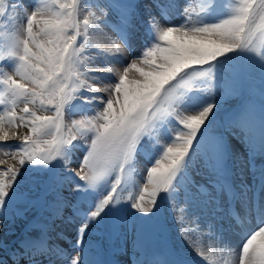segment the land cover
<instances>
[{
    "label": "snow or ice",
    "instance_id": "obj_1",
    "mask_svg": "<svg viewBox=\"0 0 264 264\" xmlns=\"http://www.w3.org/2000/svg\"><path fill=\"white\" fill-rule=\"evenodd\" d=\"M105 7L119 9L112 26L116 39L108 37L112 47L93 40L101 25L109 26ZM224 8L221 0H202L198 10H190L189 0L183 6L179 0H113L105 6L92 0H0V28L12 29L0 46V153L16 161L0 170V264H102L86 236L102 224L117 232L129 215L139 231L135 213L147 217L158 200L174 202L188 170L198 164L206 170V184L197 187L205 203L214 205L215 219L226 217L234 230L243 229L253 213L258 218L237 246L223 239V224L218 236L210 224L217 243L237 251L238 264H264V202L258 201L264 166L258 185L250 187L241 172V184L234 186L230 163L245 162V154L250 168L257 157L264 160V87L257 107L244 81L245 61L264 78V0H232L231 10ZM174 10L179 23L171 20ZM140 28V54L122 68L109 66L121 63L122 54L132 56ZM8 61L11 72L5 70ZM101 92L107 99L96 95ZM229 96L239 103L225 111L223 131L209 137L208 127ZM78 109L81 118L66 121ZM162 131L174 133L167 143L160 142ZM11 139L20 143L10 145ZM77 153L79 170L72 168ZM138 156L154 162L142 183L132 182V189L139 184L138 194L129 191L122 199L130 186L125 174ZM25 166L43 173L40 195L17 192ZM17 197L24 206L10 214ZM33 209L46 210L48 222L30 221L17 235L16 221ZM57 220L74 226L75 255L52 242ZM179 223L184 226L183 216ZM55 239H65L64 232L56 231ZM137 248L143 251L142 242ZM197 255L208 260L203 251ZM147 264L188 262L177 256Z\"/></svg>",
    "mask_w": 264,
    "mask_h": 264
},
{
    "label": "rangeland",
    "instance_id": "obj_2",
    "mask_svg": "<svg viewBox=\"0 0 264 264\" xmlns=\"http://www.w3.org/2000/svg\"><path fill=\"white\" fill-rule=\"evenodd\" d=\"M26 2L31 3V0H26ZM112 2L113 0H92V3H98L101 6H105ZM184 2L185 0H179L180 4H183ZM221 2L225 4L224 10H226L227 12L231 10L232 0H221ZM141 3H143V0H141ZM189 4H191L192 6L197 5V0H194L193 3H191V0H189ZM93 10L95 11L96 9L94 8ZM105 11L108 13L107 19L109 21V26L106 27L104 25H101L103 32L94 34L93 40L101 47H112L108 37L116 39V35L113 31L112 26L116 25L119 21V9H109L105 7ZM172 13V22L179 23L182 19L179 15V12L174 10ZM80 18H83V13L81 14ZM11 31L12 29L8 25L0 28V46H3L7 42L8 36ZM142 33L143 28H140L139 32L137 33L138 39L133 42L132 56L122 54L121 63L109 64V66L122 68L126 65V63L130 62L132 58L138 56L142 51V48L140 47L142 40L139 39ZM121 47L123 48V45H121ZM246 62L256 73L255 76L248 77L244 72V81L247 88L250 90V94L254 96L258 107L261 88L264 87V78L261 77L259 70L254 64L249 61ZM13 66L14 65H12V62L8 61L5 70L11 72ZM108 79H110L112 82H115L114 76L108 77ZM96 86L102 88L105 86V84L97 83ZM96 95L103 96L105 99H107L108 93L101 92L97 93ZM238 103L239 100L235 96H229L225 99L223 106L217 110V116L213 120V123L208 127L207 135L209 137H211L215 133L223 131L221 125L224 120L225 111L233 109L238 105ZM43 114L50 115L51 112ZM81 115L82 111L78 109L75 114L66 116V121H70L71 119L79 120L81 118ZM175 124L176 122L173 121L174 126ZM18 131L21 134H24L26 132V129L21 128ZM171 134L167 131H162L159 137L160 142L167 143L168 138ZM7 143L15 146L19 144L20 141L18 139H11ZM147 146L149 148V151L152 152L153 155H158V148H152L150 144ZM77 157L78 159H75L74 163L72 164V168L75 170H79V159H82V155L80 153H77ZM0 159L7 161L5 165H0V170L6 169L8 165L16 164V161L12 160L10 157L4 156L2 153H0ZM200 159L201 158L198 157V160ZM152 162L147 161L143 156L137 157L136 161H134L132 165L131 173L125 174L126 177H129L128 183L130 186L121 193L122 199L129 194V191H132L134 195L138 194L139 184H137L135 189L131 188V184L134 181H139L140 183L143 182V177L146 176V169L147 167L151 166ZM54 163L58 164V162ZM241 164L242 166H236L235 164L232 169V184L234 186L235 184H241L242 172L243 181L250 187H254V185L259 183V168L261 166H264V160L256 161L255 168L249 167V164H247V158H245V162ZM36 167L37 166H25L21 169L22 175L18 178L19 183L15 185L17 192H24L25 195L31 192L33 197L41 194V189L45 186V180L43 173L34 171ZM59 168L60 171H64L62 166H59ZM205 172L206 170L202 167L201 164H198L197 167L190 168L188 170V175L183 178L181 186L177 189L178 194L174 202L170 203L169 201L164 199L158 200L159 207L162 206V209L156 210V207L155 213L149 214L147 217H144L142 214L135 213V215L137 217H140V219L135 221L139 228V231L132 227L134 234L131 232L128 233V231H130L131 229L130 224L132 225L133 223L131 215H129L127 222L125 224H122L119 228V231L117 232L105 231L103 224L98 226L97 229L91 231L86 236V240L90 241L96 246L94 249L95 257L99 256L100 260L104 261V263L135 264L138 259H141L145 261V264H147V262L153 260H172L177 256L183 260H186L189 259L192 253L203 251L205 255L208 256V260H204L202 257V259L204 260L203 264H222V260L225 261L228 258L229 260H231V255H233L234 252L222 249V247L217 243L213 232L209 229V225H214V223L217 221L212 214L214 205L206 204V197L200 191H197L198 185L206 184V180L204 179ZM81 183L83 182L81 181ZM195 188H197V190ZM104 194H107V192L105 191ZM250 194L252 193L250 192L249 195ZM23 206L24 200L20 197H17V199L12 202L11 208L9 209L10 214L14 213L17 209L23 208ZM226 206L227 204H224L225 209H227ZM122 207L129 208L130 203L122 204ZM181 209H183L184 211L181 212ZM239 209L240 208H238V210ZM161 210H163V215H161ZM3 211L4 209H0V212ZM70 211V209L67 210L65 212V216L70 215ZM218 214L222 216L225 215V213L222 212ZM210 215L212 216L210 217ZM181 216L184 217V226L179 223ZM208 217L210 218V221ZM224 219H226V217ZM30 221L35 226H40L44 223H47L48 212L42 209H33L26 212L25 218L23 220H17L16 224L14 225L15 229L17 230V235H19V230L23 227V225L27 224ZM105 223H107V221H105ZM166 223L169 225V229L171 231L169 235L171 240H168L169 243L164 239L167 238L168 233L161 231L162 226L164 228V224ZM197 226L198 230H196ZM56 231H63L65 234V239L56 240ZM231 231H233V229L224 231L223 239L235 246L236 241L239 238H237V236L233 237L230 233ZM214 232L216 233V236L219 235V231H217L216 229H214ZM51 235L53 237V243H57L62 248H65L70 255H75V251L71 247V244L75 239V229L73 225L66 224L65 222L57 220L55 223V231H53ZM157 235H161V239L157 238ZM138 241L142 242L143 244L142 252L138 251ZM210 254H212L213 257L211 260H209ZM229 254L231 257L229 256Z\"/></svg>",
    "mask_w": 264,
    "mask_h": 264
},
{
    "label": "bare ground",
    "instance_id": "obj_3",
    "mask_svg": "<svg viewBox=\"0 0 264 264\" xmlns=\"http://www.w3.org/2000/svg\"><path fill=\"white\" fill-rule=\"evenodd\" d=\"M193 2H194V0H191V3H193ZM201 3H202V0H197V5L192 6L191 4H189V8H190V10H198V8H199L198 5H200ZM183 4H184V3H183ZM183 4H180V5L183 6ZM175 11L179 12V10H175ZM224 11L227 12L226 10H224ZM172 14H173V13H172ZM172 17H173V15H171V19H172ZM120 59H121V57H120ZM121 60H122V59H121ZM236 143L239 144L238 141H237ZM239 146H240V150L243 151V147H244V146H243V145H239ZM245 158H247V154H245ZM258 160H261V159H259V157H257L256 160H255V163H256V161H258ZM230 163H231V170H232L235 164H234V162H230ZM247 164H248V163H247ZM236 166H237V165H236ZM238 166H242V164H239ZM258 174H259V173H258ZM256 185H258V183H257ZM235 186H238V185L235 184ZM237 191H239V188H238V187H237ZM258 201H260V202H264V193H259ZM211 216H212V215H211ZM211 216H210V217H211ZM216 216H217V217H220V216H222V215L216 213ZM216 220H217V224H216V225H217V229L220 230L221 224H223V223H222L221 220H219V219H216ZM209 221H210V218H209ZM257 223H258V218H257V220H255V221L252 223V225L248 226V228H247V230H246V233H250V231L253 230V229L255 228V226H256ZM223 225H224V224H223ZM246 233H245V234H246ZM245 234H243L242 236H240L239 239H237L235 246L238 245V242L241 241L242 237H243ZM233 252H234L233 255H231L232 257H231L230 254H229V256L231 257V260H229V258L226 259L225 261L222 260V259H220V260L223 261L222 264H238V252H237V251H233ZM197 253H198V252L192 253V255L190 256V260L187 261L188 264H203V261H204V260L202 259L201 256H198ZM212 258H213V257H212V254H210V255H209V260H211ZM234 260H235V262H234Z\"/></svg>",
    "mask_w": 264,
    "mask_h": 264
}]
</instances>
